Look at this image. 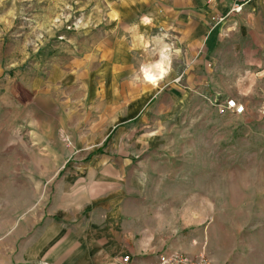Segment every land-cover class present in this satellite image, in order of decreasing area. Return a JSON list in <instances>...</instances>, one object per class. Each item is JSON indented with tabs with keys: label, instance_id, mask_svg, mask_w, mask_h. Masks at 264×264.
I'll return each instance as SVG.
<instances>
[{
	"label": "rangeland",
	"instance_id": "1",
	"mask_svg": "<svg viewBox=\"0 0 264 264\" xmlns=\"http://www.w3.org/2000/svg\"><path fill=\"white\" fill-rule=\"evenodd\" d=\"M160 7L155 0H0V203L10 215L21 191L25 208L34 186L48 194L60 177L39 176L44 153L120 155L127 173L111 192L141 254L264 264V53L247 50L240 59L229 54L234 49H203V80L179 81L190 65L161 32ZM135 37L145 38L137 44L143 55L133 52ZM160 61L165 73L155 84L143 81ZM144 83L151 86L144 112L104 129L98 117L122 110ZM226 99L244 112L221 113L214 100Z\"/></svg>",
	"mask_w": 264,
	"mask_h": 264
},
{
	"label": "crops",
	"instance_id": "2",
	"mask_svg": "<svg viewBox=\"0 0 264 264\" xmlns=\"http://www.w3.org/2000/svg\"><path fill=\"white\" fill-rule=\"evenodd\" d=\"M155 1L161 5V32L171 35L182 61L190 65L186 72L182 69L177 73V79L185 77L192 85L203 80V49L208 55L234 49L229 54L240 59L251 50V56L263 57L264 0L252 1L240 12L230 11V0ZM138 43L145 45V38L135 37L131 42L133 52L143 55L146 47H138ZM156 65L157 74L144 70L143 81L148 73L156 83L165 73L161 61ZM111 75H116L114 70ZM146 83L143 89H132L122 110L116 106L98 117L104 129L117 128L144 112L145 98L151 96V86ZM131 97L144 101L133 106L135 99ZM47 137V143H51ZM75 156L44 153L46 166L39 176L60 177L48 194L41 195L40 185L34 186L36 195L25 208L21 191L20 204L10 215L7 204L0 203V264H120L124 256L130 257L128 264H148L156 258L154 249L139 252L133 233L125 229L127 224L121 220L118 194L111 192L123 183L127 158L105 153ZM73 158L78 161L74 165ZM18 173V177L24 176V172Z\"/></svg>",
	"mask_w": 264,
	"mask_h": 264
},
{
	"label": "built area",
	"instance_id": "3",
	"mask_svg": "<svg viewBox=\"0 0 264 264\" xmlns=\"http://www.w3.org/2000/svg\"><path fill=\"white\" fill-rule=\"evenodd\" d=\"M231 1V10L234 12H240L245 5L252 1L256 0H230ZM219 18L218 20H220ZM217 20V21H218ZM214 106L218 108L221 113H231L235 115H240L244 112V107L240 104H237L234 99H226L222 102L214 100ZM130 261L129 256H124L121 259L120 264H128ZM148 264H209L207 258L202 254L195 257L189 256L181 252H168L159 254L156 258L149 262Z\"/></svg>",
	"mask_w": 264,
	"mask_h": 264
},
{
	"label": "bare ground",
	"instance_id": "4",
	"mask_svg": "<svg viewBox=\"0 0 264 264\" xmlns=\"http://www.w3.org/2000/svg\"><path fill=\"white\" fill-rule=\"evenodd\" d=\"M149 77H151V79H149ZM144 78L146 81H148L150 83H155V81H156L155 77L151 74H148V73L144 75Z\"/></svg>",
	"mask_w": 264,
	"mask_h": 264
},
{
	"label": "snow or ice",
	"instance_id": "5",
	"mask_svg": "<svg viewBox=\"0 0 264 264\" xmlns=\"http://www.w3.org/2000/svg\"><path fill=\"white\" fill-rule=\"evenodd\" d=\"M149 79H151V77H149Z\"/></svg>",
	"mask_w": 264,
	"mask_h": 264
}]
</instances>
